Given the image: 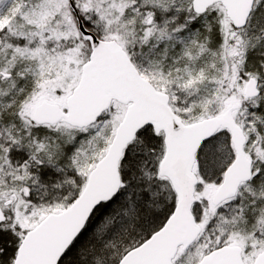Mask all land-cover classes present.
<instances>
[{
  "label": "snow or ice",
  "instance_id": "obj_1",
  "mask_svg": "<svg viewBox=\"0 0 264 264\" xmlns=\"http://www.w3.org/2000/svg\"><path fill=\"white\" fill-rule=\"evenodd\" d=\"M0 264H264V0H0Z\"/></svg>",
  "mask_w": 264,
  "mask_h": 264
}]
</instances>
